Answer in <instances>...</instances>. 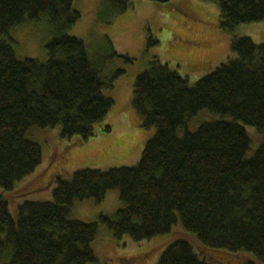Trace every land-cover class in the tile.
Returning <instances> with one entry per match:
<instances>
[{
  "label": "trees",
  "instance_id": "1",
  "mask_svg": "<svg viewBox=\"0 0 264 264\" xmlns=\"http://www.w3.org/2000/svg\"><path fill=\"white\" fill-rule=\"evenodd\" d=\"M111 1L121 2L122 13L131 0ZM206 1L217 3L226 33L264 22V0ZM80 17L74 0H0V188L12 191L42 164L30 129L61 126L63 138L88 140L114 106L106 91L125 71L105 70L122 56L112 50L93 58L83 40L68 34ZM43 19L54 27L47 61L18 59L10 30ZM231 51L194 85L158 60L138 75L132 106L155 133L136 166L58 176L53 199L23 202L17 220L0 194V264H91L98 261L99 224L118 239L140 242L172 232L179 221L195 234L199 252L177 239L157 264H233L212 254L220 250L248 252L264 263V140L248 157L246 129L264 132V44L235 38ZM202 111L221 118L181 137L178 129ZM112 190L122 204L113 216L89 223L70 217L75 203L102 202Z\"/></svg>",
  "mask_w": 264,
  "mask_h": 264
},
{
  "label": "rangeland",
  "instance_id": "2",
  "mask_svg": "<svg viewBox=\"0 0 264 264\" xmlns=\"http://www.w3.org/2000/svg\"><path fill=\"white\" fill-rule=\"evenodd\" d=\"M120 6L121 2L111 0H74V9L81 17L68 34L83 40L93 58L115 50L122 57L111 59L105 72L122 69L125 73L116 80L113 89L106 91L114 100V106L106 118L95 125L94 134L88 140L63 138L61 126L30 129L28 137L41 145L42 164L12 191L0 188L14 220L18 219V206L23 202L51 201L58 176L68 180L80 169L105 171L139 163L155 130L142 125L132 106L133 90L138 75L152 61L168 65L194 85L234 55L231 51L233 39L250 37L256 44H264V22L242 24L232 33H226L220 27L219 7L212 1L131 0L129 8L122 13L118 12ZM53 35L54 27L43 19L13 27L6 38L18 59L46 62V44ZM220 118L213 112L202 111L186 127H180L178 133L183 137L186 131L194 132L204 122ZM246 129L251 138L247 154L250 157L263 142L264 132L261 134L251 126ZM121 205L119 192L112 190L102 202L75 203L70 217L94 222L101 215L113 216ZM177 239L189 241L195 252H199L195 234L186 231L181 221L172 232L140 242L129 236L118 239L107 226L99 224L98 237L93 243L98 261L91 264H157L167 246ZM215 252L212 254L218 256L216 258L232 259L233 264H264L248 252Z\"/></svg>",
  "mask_w": 264,
  "mask_h": 264
}]
</instances>
